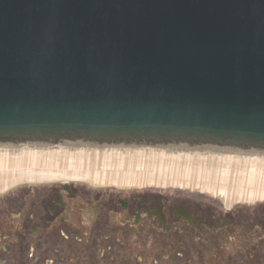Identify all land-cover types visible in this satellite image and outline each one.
<instances>
[{"label":"water","instance_id":"1","mask_svg":"<svg viewBox=\"0 0 264 264\" xmlns=\"http://www.w3.org/2000/svg\"><path fill=\"white\" fill-rule=\"evenodd\" d=\"M264 158V0H0V150Z\"/></svg>","mask_w":264,"mask_h":264},{"label":"flooded vegetation","instance_id":"2","mask_svg":"<svg viewBox=\"0 0 264 264\" xmlns=\"http://www.w3.org/2000/svg\"><path fill=\"white\" fill-rule=\"evenodd\" d=\"M12 180L0 190V264H264V201L145 182Z\"/></svg>","mask_w":264,"mask_h":264},{"label":"rangeland","instance_id":"3","mask_svg":"<svg viewBox=\"0 0 264 264\" xmlns=\"http://www.w3.org/2000/svg\"><path fill=\"white\" fill-rule=\"evenodd\" d=\"M0 150V190H5L10 185V178H20L29 172H49L59 175L57 179L83 180L90 183L122 184L135 183L141 179L146 180L147 166L151 170L153 164L165 165V174L174 177L179 167L182 174L190 175L189 162L191 158L204 153H188L175 151L153 150H117L88 149L69 147L32 148L28 150ZM12 153H8V152ZM16 151H21L16 153ZM9 154V157L7 155ZM197 154V155H194ZM229 159L244 160V158L231 157ZM248 159H246L247 161ZM196 165V164H194ZM146 166V167H145ZM157 166V169H158ZM3 175V176H2ZM7 175V176H6ZM18 176V177H17ZM177 176V175H176ZM145 177V178H144ZM7 178V180H6ZM2 179V180H1ZM38 181V179H35ZM48 180V179H47ZM46 180V181H47ZM6 181V182H5ZM45 181V180H41ZM8 183V185H7ZM171 184L173 182L171 181ZM184 185V183H175ZM6 186V187H5ZM5 187V188H4Z\"/></svg>","mask_w":264,"mask_h":264},{"label":"crops","instance_id":"4","mask_svg":"<svg viewBox=\"0 0 264 264\" xmlns=\"http://www.w3.org/2000/svg\"><path fill=\"white\" fill-rule=\"evenodd\" d=\"M204 154L208 156L203 158L202 154H200L201 156L190 159L189 162H193L189 167L191 168L189 169L190 175L187 173L183 175L182 168L179 167L174 177H168L163 174L165 165L161 166L162 171L159 170L158 164V169L153 164L151 170L149 165L147 166L149 171L146 177L147 181L143 180V178L141 179L142 176H139V182L190 188L219 198L227 203L264 201V158L222 155L209 152ZM231 157L244 158V160L229 159ZM246 159L248 160L246 161ZM171 181L173 184H171ZM174 182L184 183V185L174 184ZM135 183H137V180ZM135 183H119L118 185H134Z\"/></svg>","mask_w":264,"mask_h":264},{"label":"bare ground","instance_id":"5","mask_svg":"<svg viewBox=\"0 0 264 264\" xmlns=\"http://www.w3.org/2000/svg\"><path fill=\"white\" fill-rule=\"evenodd\" d=\"M32 148H24L23 150H28V151H31ZM109 151V150H107ZM117 151V150H115ZM24 175V174H23ZM3 176V175H2ZM7 176V175H6ZM59 175L57 174H53V173H49V172H29V173H26V177L27 178H30V179H38V180H47V179H55L57 178ZM18 177V176H17ZM60 177V176H59ZM12 178V177H11ZM10 178V180H12ZM2 180V179H1ZM7 180V178H6ZM13 181V180H12ZM6 182V181H5ZM11 182V181H10ZM9 182V183H10ZM8 185V183H7ZM6 187V186H5ZM4 187V188H5Z\"/></svg>","mask_w":264,"mask_h":264}]
</instances>
